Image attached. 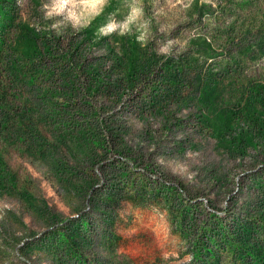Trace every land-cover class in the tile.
I'll return each mask as SVG.
<instances>
[{"label":"rangeland","instance_id":"rangeland-1","mask_svg":"<svg viewBox=\"0 0 264 264\" xmlns=\"http://www.w3.org/2000/svg\"><path fill=\"white\" fill-rule=\"evenodd\" d=\"M111 1L16 0L0 62H23L19 39L45 36L53 60L84 62L90 75L77 73L69 98L64 87L43 93L0 70V107L10 110L0 111V264H233L225 244L240 228L251 226V243L264 238V223L253 227L264 214V53L231 79L221 76L228 41L209 33L207 15L192 8L224 0H127L123 17L108 23L114 32L102 34L104 27L82 38ZM253 3L261 11L241 17L244 30L263 20L264 0ZM135 37L180 60L194 58L207 38L213 55L198 65L221 70L216 107L231 111L233 123L220 130L186 89L152 104L148 87L162 82V70L125 89L119 62ZM98 79L107 85L94 88ZM258 86L263 103L249 115L244 102ZM60 228L67 239L73 231L80 237L75 257L67 256Z\"/></svg>","mask_w":264,"mask_h":264},{"label":"trees","instance_id":"trees-1","mask_svg":"<svg viewBox=\"0 0 264 264\" xmlns=\"http://www.w3.org/2000/svg\"><path fill=\"white\" fill-rule=\"evenodd\" d=\"M126 1H111L82 30V38L91 40L95 34L108 25L112 17H123L127 12V8H125ZM146 1L148 0H142V2ZM15 4L16 0H0V50L2 49L5 35L10 28L15 26L17 9ZM192 9L197 17H201L204 14L207 15L208 26L206 29H209V33L218 36L220 41H228L226 47L221 50L223 53L221 56L224 59L221 66V70L223 69L222 73L220 72L221 70H218V72L213 70L204 71L205 69L202 70L198 65L200 59H207L213 55L210 47L212 45L210 42L208 43L207 38L198 40L200 46H198L199 48L194 58L185 57L180 60L179 56H159L149 40H145L142 43L135 37L126 41V47L122 51V60L119 62L121 71L119 80L126 83L125 89L132 91L139 86H143L153 72L162 70V82L154 86L150 84V87H148L149 100L152 104L157 103L158 100L164 101L169 96L180 95L186 89L189 94L197 93L200 109H207L211 114H215L216 123L218 125L221 124L219 129L226 130L225 123H233L230 117L232 112L220 111L216 107V103L221 98V82L220 74L218 73L220 72L221 76L227 74L229 79H231L232 77L229 74L235 73L236 68H240L242 62H247L252 56L264 53V16L261 17L263 19L261 22L258 21L259 25L256 23L244 30L246 26L243 27L244 23H242L241 17L252 16L261 11L260 7H257L255 3L252 4V0H224V2L219 3L214 8L207 4L199 6L194 4ZM257 15H253V17H257ZM222 19L226 20L222 21ZM232 36H235V39H231L230 37ZM38 41L40 42L37 43ZM18 44L21 47L20 53L23 62H0V70L8 77L18 80L22 79L29 88L37 87L39 90L45 88L47 92L43 93L51 94L50 88L52 86L54 89L64 87V90L68 93L67 97L70 98L69 94L77 90L76 86H74V81H72L77 76V73L90 75V65L85 67L84 62H57L58 60L55 58L53 60L50 47L48 46L49 43L45 36L43 38L38 36H32V38L23 37L19 39ZM230 44L233 45L230 46ZM78 46L80 45L76 47ZM45 58L52 59V63L43 65L42 62H35ZM63 60L65 59L63 58ZM91 68L100 76V69L95 68L94 70L93 67ZM41 79L44 83L37 84ZM57 80L59 81L58 86L54 87ZM96 81L94 88L100 89L102 85L103 87L107 85L103 80L98 79ZM108 81L110 82V79ZM47 83H51L50 87L46 85ZM260 88L261 86H258L251 91L248 90L247 98L244 102L245 113L249 115L252 113L254 102L263 103V101H260L262 98ZM1 110L8 111L0 107ZM21 120L20 113L15 114L14 122L21 123ZM1 121L5 125L8 122V118L4 117ZM249 141L253 142V139L249 138ZM10 184L12 185V182ZM261 217L264 218V214H261ZM261 217L256 219L253 227H262L264 220ZM64 221H60V224H63ZM248 227L251 226L240 228L235 238L231 237V242L225 244V247H229L230 257L234 261L233 264H247L248 258L252 261V264H264V238L251 243L250 240L253 239L251 234L254 232ZM60 229L62 245L66 246V250H70L67 256L75 257L74 243H77L76 241L80 237H78L77 232L73 231L71 234L73 237L67 239L62 232L64 228ZM80 255L78 252L77 258ZM232 260L231 262H233Z\"/></svg>","mask_w":264,"mask_h":264},{"label":"clouds","instance_id":"clouds-1","mask_svg":"<svg viewBox=\"0 0 264 264\" xmlns=\"http://www.w3.org/2000/svg\"><path fill=\"white\" fill-rule=\"evenodd\" d=\"M137 11H138L137 9H133V13H136ZM129 19H131V17ZM123 27L127 28L128 25L124 24ZM106 28H107V32L105 33V32H103V30H101L102 34H111L112 32H114L116 30L117 25L115 23H112V24L107 25ZM120 34L123 35L124 32L121 31Z\"/></svg>","mask_w":264,"mask_h":264}]
</instances>
